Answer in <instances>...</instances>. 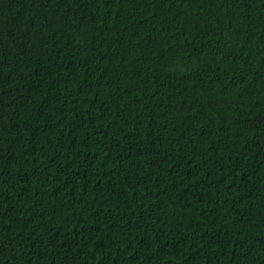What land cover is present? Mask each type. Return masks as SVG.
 <instances>
[{
  "label": "trees",
  "instance_id": "trees-1",
  "mask_svg": "<svg viewBox=\"0 0 264 264\" xmlns=\"http://www.w3.org/2000/svg\"><path fill=\"white\" fill-rule=\"evenodd\" d=\"M0 264H264V0H0Z\"/></svg>",
  "mask_w": 264,
  "mask_h": 264
}]
</instances>
